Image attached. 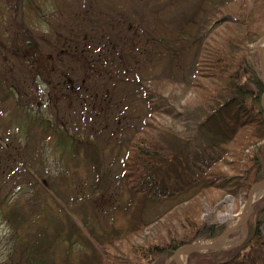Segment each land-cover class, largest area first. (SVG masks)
Segmentation results:
<instances>
[{"label":"trees","instance_id":"obj_1","mask_svg":"<svg viewBox=\"0 0 264 264\" xmlns=\"http://www.w3.org/2000/svg\"><path fill=\"white\" fill-rule=\"evenodd\" d=\"M74 1L83 2V9L72 15L65 29L69 33L52 31L47 39L51 40L48 57L34 52L30 60L49 66L54 83L47 86V101L41 91L42 94L32 93L33 99L24 103L22 78L0 71V103L13 100L15 105L12 113L4 115L10 118L7 140L12 138L14 142H6V147L13 146L18 152L24 139L31 146L43 134L42 141L51 144L60 135L68 152H83L85 161L99 173L98 147L92 141L86 143L69 128L61 116L67 111L63 109L73 108L74 102L82 107L86 102L90 115L107 117L113 111L126 113L127 103L142 101L147 111L139 126L125 138L126 152L121 159V176L127 184L130 203L116 208L119 215H113L109 230L100 235L92 233L97 245L84 232L76 231L74 223L66 241L71 246L79 242L78 235L90 245V253L79 249V264H165L180 246L215 239L224 232L223 225L200 218L202 200H207L210 193L246 195L254 183L264 179V78L247 59L264 40V0H200L177 31L157 29L156 40L144 39L142 44L137 41L133 22L151 27L150 15L144 17L148 18L145 23L144 19L138 20L122 0ZM22 3L35 14L40 8L32 0ZM69 4L67 0H46L48 21L62 14ZM95 16L104 21V26L90 24ZM125 16L129 19L126 23ZM123 22V30H115ZM80 25L87 26L86 30ZM21 40L27 46L32 44L24 35ZM154 45L164 51L156 54ZM187 52L195 55L191 73H183L179 61ZM136 56L144 59L143 64L137 62ZM149 58L165 63L162 75H158L159 65ZM131 86L132 91L125 90ZM174 88L190 95L199 108L196 113H205L204 119L201 116L195 121L194 141L171 125L175 118L190 119L184 113L189 109L187 104L183 112L175 109ZM58 91L65 92L62 110ZM79 97L80 101L76 99ZM50 102L57 108L56 119L45 114V110L52 113ZM20 129L25 135L19 134ZM151 204H163L165 208L151 218L146 215ZM256 211L258 220L249 227L242 244L227 250L190 253L187 264H264L260 227L264 223V206L258 205ZM4 215L11 225L13 249L22 256L15 264H54L49 259L53 255L50 250L56 242L64 241L59 235L48 240L41 231L21 239L17 229L25 217L17 209L4 210ZM19 217L21 220H17ZM148 228L157 231L144 237ZM138 238L141 242H137Z\"/></svg>","mask_w":264,"mask_h":264},{"label":"rangeland","instance_id":"obj_2","mask_svg":"<svg viewBox=\"0 0 264 264\" xmlns=\"http://www.w3.org/2000/svg\"><path fill=\"white\" fill-rule=\"evenodd\" d=\"M23 1L0 0V71L22 78V92L26 93L24 103L33 99L32 93L40 92L42 94L41 91L44 93L43 100L47 101L49 99L46 98L47 86L54 83L47 70L49 66L43 65L39 60L30 62L31 57L34 52H39L40 55H43L42 57H48V54L51 53L48 47L51 40L47 41L48 38L50 39V33L56 29L66 32L65 29L69 28L68 24L73 20L72 15L83 9V2L78 4L74 0H67L70 3L69 8L65 6L67 9H62V14L58 13V17L48 21L50 10L45 5L46 0H32L33 4L40 6L36 10V14L28 5L24 6ZM200 2V0H122L131 16L138 20L144 19V23L148 21V18H144L146 15L153 18L149 22L151 27L133 22L135 36H138L139 44H142L144 39L146 41L147 39L156 40L157 29L160 31L166 29L169 33L177 31L181 22L186 19L185 16L192 13ZM128 20L126 17L125 23ZM90 24L104 26V21L95 16L92 21L90 20ZM123 25L124 22L121 25H116L115 30L121 32ZM159 25L161 26L157 28ZM80 26V29L86 30L87 28V26ZM68 33L66 32L65 35ZM23 35L32 41L31 45L24 44L21 40ZM260 44L259 47H262L264 40ZM259 47L253 49L247 59L256 70L261 71L264 78V71L257 51ZM153 49L156 54L164 51L163 47L156 45L153 46ZM194 56L193 53L187 52L180 57V65L182 68L184 67L183 73L192 72ZM152 59L154 65H159L158 75H162V67L165 63L156 58ZM152 59L149 58L150 61ZM136 60L143 64L144 59L141 56ZM147 69H150V65ZM140 70H142V66L139 65ZM132 87L125 90L132 91ZM171 88V86L168 87V89ZM172 92L175 109L183 112L184 104H187L189 109L184 113L186 116H190V119L188 117L185 120L184 118H175L171 121V125L177 129V132L183 133L184 137L190 136L194 141L195 121L199 120L201 116L204 119L205 113L203 114L202 111L196 113L199 108L192 103L189 94H181L178 88H174ZM58 93L57 96L60 95L58 106L62 110L65 103L63 100L65 92L58 91ZM76 99L80 101V97ZM43 100L41 96V101ZM33 103L35 104V100ZM50 103H52L50 105L52 113L45 110V114L47 116L51 114V118H55L57 108L53 102ZM75 103L73 108L63 109L67 111L63 112L61 116L64 117L69 128L74 130L79 137L84 138L86 143L92 141L98 147L99 173L94 172L92 166L85 161L83 152L80 155L68 152L69 148H64L60 135L54 138V141L49 142L51 144L44 143L42 140L45 137L40 134L39 139H34L35 142L31 146L27 145L25 139L22 140V145L18 146V152L12 149L13 146L7 148V143L13 145L14 142L12 138L9 142L7 140L10 133V118L8 115H4L7 111L12 113L15 105L13 100H7L3 105L0 103V264H15L14 262H19L22 257L19 251L15 252L13 249L10 236L11 225L7 216H3L4 210L17 209L19 214L25 217V220L19 222L17 229L21 239L42 231L48 240L57 235L64 240L61 243L56 242L54 248L50 250L53 255L49 259H52L54 264H79L82 256L81 251L83 250L85 254L90 253L91 247L78 235L79 242L71 246L68 245L66 236L71 229V223L76 225L74 228L77 229L76 231L84 232L91 242L97 245L92 233L100 235L109 230L113 215L119 213V211L116 212V208L127 207L130 203L131 196L127 184L121 176V159L126 152L125 138L139 126L140 118L147 111L146 106L142 101L130 102L127 103L126 113L113 111L107 117L102 115L95 117L96 114L90 115V108L86 102L81 105L82 107L77 106L78 102ZM19 134L25 135V131L20 129ZM201 142L206 143L203 139ZM63 151L68 154L61 155ZM247 195L241 194L238 197H233L230 194L223 195L213 191L207 200H202L203 212L200 218L208 223H219L224 226V231H226L240 223L247 215V210H245ZM213 205L215 207L212 208ZM258 205L264 206V189L253 198L252 212L248 219V233L249 227L258 220L256 216ZM162 207L163 204H151L146 215L155 218L165 208ZM121 219L122 217H120ZM17 220H21V217ZM163 220L161 221L164 222ZM84 222L87 223V227ZM260 227L264 238V223ZM156 231V228L152 231L148 228L144 232V237L151 233L154 234ZM242 237V228L239 227L229 235L222 248L230 249ZM213 240L202 239L199 243H211ZM137 242H141V240L138 238ZM182 260L187 264L186 256H182ZM172 262L176 264L174 255L165 264H172Z\"/></svg>","mask_w":264,"mask_h":264},{"label":"water","instance_id":"obj_3","mask_svg":"<svg viewBox=\"0 0 264 264\" xmlns=\"http://www.w3.org/2000/svg\"><path fill=\"white\" fill-rule=\"evenodd\" d=\"M258 54L260 56V63L264 71V45L262 47L257 49ZM264 189V179L254 183L249 190V193L247 195V202L245 205V210H247V215L240 221V223L236 224L232 228L224 231L218 238L213 240L211 243H188L180 246L176 252L174 253V260L176 264H185L182 260V256H188L190 253H196V252H206L208 250H221L222 245L224 244L225 240L228 238L230 233H232L236 228L241 227L242 228V239L237 243L241 244L245 238L248 235V219L252 212V204H253V198L256 194H258L261 190ZM244 214V213H243Z\"/></svg>","mask_w":264,"mask_h":264}]
</instances>
